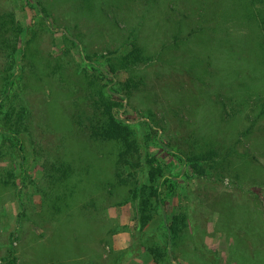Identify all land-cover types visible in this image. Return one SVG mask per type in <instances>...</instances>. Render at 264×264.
Instances as JSON below:
<instances>
[{"label":"rangeland","instance_id":"374dc122","mask_svg":"<svg viewBox=\"0 0 264 264\" xmlns=\"http://www.w3.org/2000/svg\"><path fill=\"white\" fill-rule=\"evenodd\" d=\"M5 11L23 29L8 99L32 118L23 151L1 143L0 264L10 245L19 264H264V115L252 124L264 48L240 0H0ZM134 42L151 60L132 68ZM103 99L133 124L140 168L150 157L181 168L152 125L184 154L217 152L206 175L175 184L168 220L189 221L164 258L148 249L166 252L162 215L140 230L126 191L106 189L118 145L88 134ZM63 160L76 171L52 185Z\"/></svg>","mask_w":264,"mask_h":264},{"label":"trees","instance_id":"16d2710c","mask_svg":"<svg viewBox=\"0 0 264 264\" xmlns=\"http://www.w3.org/2000/svg\"><path fill=\"white\" fill-rule=\"evenodd\" d=\"M240 3L246 18L254 22V27L259 33L261 46L264 48V0H240ZM203 7H205V11L208 9L206 3ZM22 32L23 29L18 24L14 11H5L0 14V78L2 82L0 92V159L3 156V145L1 144L3 141H10L20 151L24 150L22 133L28 131L31 126L32 115L29 108L25 104L16 105L15 102H10L8 99L16 83L15 77L18 68L16 54ZM130 38L132 37L130 36ZM73 41L76 43L75 39ZM132 45L131 51L123 56V63L133 68L137 64L150 62L151 58L145 55L143 48L138 43L134 42ZM112 81L114 80L112 79ZM112 89L115 91L114 88ZM100 95L105 96V92H100ZM121 106V103L117 101L103 99L96 121L88 126V134L94 141L111 142L113 145H118L113 175L111 179L105 182V186L109 195L113 196L120 189L126 191L119 203L131 202L136 206L137 228L144 229L151 223L156 214L162 215V226L166 229L168 237L166 252H162L159 246H150L148 249L156 257L164 258L170 254V245L188 226L189 221L187 214L181 213L173 216L172 221L169 222L166 209L167 200L175 193V184L180 179L187 177L188 171L192 170L200 176L206 175V168L203 164L213 161L217 152L208 149L202 153L184 154L161 139L159 129L152 125L151 128L156 134L155 140L158 146L174 157L180 163L181 168L177 170L176 164L169 165L155 157L147 159L148 166L146 169L140 168L141 162L137 161L135 157L140 152L141 144L135 138L132 130L133 124L118 115L116 109ZM263 115L264 109L252 120V124ZM127 169L130 170L127 171ZM51 170L52 185L59 184L61 187L67 184V181L76 171L65 160L53 163ZM10 177H14L13 172H10ZM2 182L9 184L8 180H2ZM69 191L70 195L73 196L76 191L75 185H72ZM51 208L56 212L53 203H51ZM1 261L3 264H19L16 250L12 245L8 246L5 255L1 257Z\"/></svg>","mask_w":264,"mask_h":264}]
</instances>
